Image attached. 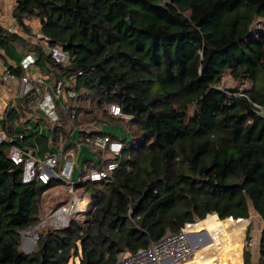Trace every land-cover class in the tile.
Wrapping results in <instances>:
<instances>
[{
  "label": "trees",
  "instance_id": "trees-1",
  "mask_svg": "<svg viewBox=\"0 0 264 264\" xmlns=\"http://www.w3.org/2000/svg\"><path fill=\"white\" fill-rule=\"evenodd\" d=\"M13 15L27 32V22L39 19L43 41L73 58L58 63L41 43L1 24L0 52H34L37 69L52 82L82 74L73 80L76 96L56 103L59 124L48 123L51 136L36 131L21 138L16 130L29 124L40 90L7 109L2 129L12 141L0 144V264L77 258L79 264H115L121 253L147 248L214 212L236 222L211 216L197 226L231 231L244 223L237 219L254 213L264 222V114L253 104L264 106V28H255L264 20V0H17ZM227 72L250 88L223 87ZM112 103L130 117L109 114ZM104 125L123 126L131 139L121 157L111 159L118 165L109 178L75 184L89 195L90 219L45 228L35 249L24 251L22 232L38 224L55 182L24 183L10 146L32 139L43 156L63 148L75 130L84 139L105 133ZM240 237L226 250L230 264H240ZM211 249L217 261L219 252ZM199 256L191 264L209 263ZM251 262L246 245L244 264Z\"/></svg>",
  "mask_w": 264,
  "mask_h": 264
},
{
  "label": "built area",
  "instance_id": "built-area-1",
  "mask_svg": "<svg viewBox=\"0 0 264 264\" xmlns=\"http://www.w3.org/2000/svg\"><path fill=\"white\" fill-rule=\"evenodd\" d=\"M7 30L16 33V29L12 26H9ZM42 45L56 62L63 64L71 62L73 57L61 45H50L46 41H43ZM36 62L37 56L34 52L24 54L14 65L4 64L0 60V144L12 141L8 133L2 129L7 109L11 105L15 106L17 103H21L25 97H31L35 93V89L41 92V100L35 108V112L51 118L58 124L56 103L64 102L68 98L76 96L73 80L77 75L82 74L81 70L77 74L62 75L57 81L52 82L50 77L40 73L36 67ZM34 68L37 73L32 74L31 70ZM17 69L21 70V74L16 72ZM239 95L245 96L242 92ZM253 104L259 113L264 114V106L257 103ZM108 111L112 116L130 117L115 103L108 106ZM16 130L20 132L21 138L36 131L51 136L49 130L43 132L37 124L31 121L26 127L19 125ZM69 144L77 147L87 145L97 151L109 154L111 158H106L107 161L104 166L98 165L91 170L87 168V165H84L82 172L85 171V173H81L79 180L75 182L73 172L76 168V148L69 147ZM125 145L124 140H115L108 133L87 135L84 139L72 135L63 148L51 147V150L43 156L36 153L37 144L32 139L29 140L28 145H11L9 155L15 164L23 166L22 181L24 183L38 181L43 185H49L52 182L61 181L67 186V191L71 192L73 197L65 204L55 208L53 213L45 219L46 224L65 227L69 225L70 215L74 212L86 211L87 207L90 206L89 202H85L84 207H79V201L83 199L78 196L75 184L80 180L109 178L118 165L111 159L121 157ZM197 225V220L187 222L178 232L166 234L147 248H142L135 253L123 252L115 264H184L195 254L190 235L196 230ZM253 244L252 238L246 243L249 247Z\"/></svg>",
  "mask_w": 264,
  "mask_h": 264
},
{
  "label": "crops",
  "instance_id": "crops-1",
  "mask_svg": "<svg viewBox=\"0 0 264 264\" xmlns=\"http://www.w3.org/2000/svg\"><path fill=\"white\" fill-rule=\"evenodd\" d=\"M16 1L17 0H4V4L0 8V24L5 29H7L9 26H12L13 28L16 29V34H18L19 36L23 38H30L31 37L30 32H27L22 26H20L18 22L16 21V19L14 18L13 8L16 4ZM27 25L31 28L32 26L31 20L27 22ZM13 53H14V57H11V56H8L4 51H1L0 60L2 61V63L7 64V65H14L18 61V59H20L24 55L22 52L16 49H13ZM31 73L32 74L37 73V70L34 68L31 70ZM40 100H41V95H40L39 101ZM37 106L33 107V113L29 116V122L30 121L34 122L35 124L39 126L40 129L43 130V132H46V130L47 131L49 130L48 123L52 124V121H51L52 119L49 117L42 116L39 113L35 112V108H37ZM101 130L105 133L111 134L115 140L121 139L126 142V140L129 141L131 139L128 131L123 126L104 125L102 126ZM77 132L78 130H75L72 135H74L75 137H80L76 135ZM69 146L76 148V157L78 156V160H79L78 161L79 165L76 161V168L73 172L74 180L76 179L79 180L80 175L82 173V167L85 165L86 162H93L94 164H96V166L100 165L101 163L100 156L98 154V151L95 150L94 148L87 146V145L77 147L75 145L73 146L69 144ZM101 155H102L101 158L106 159V157L104 156L105 153L102 152ZM77 166H78V169H77ZM64 189H67V186ZM77 190L78 189H76V191ZM253 218L257 219L256 225L252 224L251 219ZM230 220L232 221V219ZM242 221H244L242 225L235 226L233 230L231 231L224 230V232L220 227L219 229L205 228L206 229L205 231H202L199 233L197 230L200 227L197 226L196 230H194L190 235L192 245L195 249V254L191 259H189L184 264H191V262L195 261L197 254L201 256V257L199 256L200 258L198 257V259L204 258L207 262H209L208 264H213L214 262H217V264H230L229 262H226L224 258L228 255L226 253L229 250V248L233 245V242H234L233 240L236 236H241L239 240L242 242L243 247H242V255L240 258V264H244V249L247 243V240H246L247 231L250 226H251L250 235H251V238L254 240V244L250 247L251 252H252L251 264H260V243H261L262 230L264 228V222L262 218L256 213L252 214V216L249 219L242 220ZM232 222L234 223L236 221L233 220ZM211 236H214L216 238L215 239L216 241L213 242V244L209 246H205L206 242L213 240ZM222 245L223 247H220ZM212 247H215L217 251L219 252L218 253L219 259L217 261H216L215 254L213 253L211 249ZM225 247H227V249H225ZM223 249L225 250L223 251ZM222 251H223V255L221 254Z\"/></svg>",
  "mask_w": 264,
  "mask_h": 264
},
{
  "label": "rangeland",
  "instance_id": "rangeland-1",
  "mask_svg": "<svg viewBox=\"0 0 264 264\" xmlns=\"http://www.w3.org/2000/svg\"><path fill=\"white\" fill-rule=\"evenodd\" d=\"M4 4V0H0V8L3 6ZM31 20V37L29 39H31L32 41H34L35 43H43V39H42V34H41V23L39 19L36 18H32ZM255 28H264V20L263 19H258L257 22L255 23ZM223 87H233L236 88L237 86H240L241 88H250V82L248 80H243L241 82L239 81H235L233 80V78L231 77V75L227 72L224 75V79L223 82L221 84ZM52 124L55 123V121L51 120ZM77 136H79V133L77 132L76 134ZM106 158H111V156L107 153H105L104 155ZM76 161L78 163V156L76 157ZM79 165V163H78ZM78 169V166H77ZM75 182L78 181V179L74 180ZM66 187V185L63 182L57 181L54 183V185L45 193L44 197H43V202L40 206V221H46L45 219L50 216L53 213V210L55 208L58 207V205L61 204H65L66 202H68L69 200H71V198L73 197V194L69 191H67V189H64ZM78 196L83 200L79 201V207H84L85 202H87V200L89 199V195L82 191L81 189H78L77 191ZM90 206L87 207L86 211H80V212H74L72 215H70L69 220L74 218L76 220H78L81 223H85L90 219V210L92 208L91 206V201L88 200ZM60 203V204H59ZM82 205V206H81ZM256 218L251 219L252 224L256 225ZM38 222V223H39ZM47 222V221H46ZM251 224V223H250ZM57 227L55 226V224H46L45 227L43 228H39L37 230V235H39V233L48 227ZM251 227V226H250ZM249 227V228H250ZM34 228V227H33ZM205 226L204 224H202L200 226V230L198 229L197 231L202 232L205 231ZM32 229V228H31ZM36 235V234H35ZM30 237H27L25 234L23 236V238L21 239V248L26 251L29 252L33 249H35L36 243L32 242L30 239H28ZM211 238L214 240H210L208 242H206L205 246H209L211 244H213V242H215L216 238L214 236H211ZM35 241V239H34ZM37 242V240H36ZM35 244V245H34ZM70 264H79V259L77 258L76 260H72L70 262Z\"/></svg>",
  "mask_w": 264,
  "mask_h": 264
},
{
  "label": "water",
  "instance_id": "water-1",
  "mask_svg": "<svg viewBox=\"0 0 264 264\" xmlns=\"http://www.w3.org/2000/svg\"><path fill=\"white\" fill-rule=\"evenodd\" d=\"M67 46L68 47H72V48H75V44H73V42L72 41H69L68 42V44H67ZM232 90V92H238V89L237 88H233V89H231ZM91 206H92V203H91ZM92 210H93V208H91V210H90V214H91V212H92ZM211 216H216L221 222H223V221H227V220H230V219H232V221L234 220L233 218H224V219H221L219 216H218V214L216 213V212H214V213H211V214H209V215H207L204 219H198L197 220V223L199 224V223H201V222H203V221H205V220H207L209 217H211ZM237 220H247L246 218H239V219H237ZM41 223H42V221H40L34 228H32V229H27V230H25V231H23L22 232V238H23V236H24V234L26 233V231H33V232H35V243H36V240L38 239V235H37V230L39 229V226L41 225ZM208 236V235H207ZM35 245V244H34ZM22 247V246H21ZM34 250V249H33ZM33 250H31L30 252H32ZM213 264H217V262H214Z\"/></svg>",
  "mask_w": 264,
  "mask_h": 264
},
{
  "label": "bare ground",
  "instance_id": "bare-ground-1",
  "mask_svg": "<svg viewBox=\"0 0 264 264\" xmlns=\"http://www.w3.org/2000/svg\"><path fill=\"white\" fill-rule=\"evenodd\" d=\"M82 206V205H81ZM58 222V221H57ZM46 221H43L42 223H41V225L39 226V228H43V227H45V225H46ZM25 235L27 236V237H30V238H28V239H30L32 242H34V239H35V232H33V231H26V233H25Z\"/></svg>",
  "mask_w": 264,
  "mask_h": 264
}]
</instances>
